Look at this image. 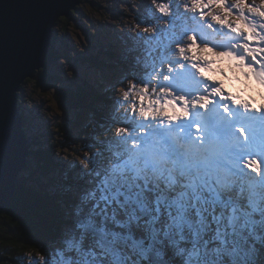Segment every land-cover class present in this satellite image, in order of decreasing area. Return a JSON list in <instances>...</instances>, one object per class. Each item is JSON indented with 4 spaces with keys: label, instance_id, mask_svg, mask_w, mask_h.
I'll return each mask as SVG.
<instances>
[{
    "label": "clouds",
    "instance_id": "9594fccd",
    "mask_svg": "<svg viewBox=\"0 0 264 264\" xmlns=\"http://www.w3.org/2000/svg\"><path fill=\"white\" fill-rule=\"evenodd\" d=\"M170 2H163L164 15L169 14ZM149 3L160 13L156 0ZM173 7L195 33L187 32L179 43L172 45L168 55L179 61L175 68L186 69L201 81L200 91L190 100L173 94L170 89L159 86L168 79L166 74L159 75V70L151 78V88L132 79L119 82L118 75L108 82L107 98L109 102L120 103H110L108 115L114 112L116 116L150 121L152 127H166L186 112L189 103L193 107L216 104L257 113L264 110V0H175ZM157 26L165 28L168 21L160 19L147 26L133 24L131 30L152 35ZM197 35L201 39L197 40ZM163 68L166 73L172 70V65L165 63ZM53 109L56 110L55 103ZM109 123L110 119L90 133L94 138L83 146L73 143L69 150L57 144L52 159L67 183L58 185L60 197L51 209V238L47 245L30 243L33 246L20 256L19 264H68L60 253L71 238L80 235L85 237L87 245L100 252L103 234L84 232L81 223L89 212L104 213L103 205L111 208L108 196L117 187L126 192H151L159 201L154 209L156 216H169L159 239L154 240L146 226H135L138 238L162 252H171L160 264H182L171 239L178 222L171 217L169 209L190 213L196 208L199 214V208L206 203L205 197L217 191L236 204L240 217L239 223L235 217L230 220L228 264H264V174L254 158L243 164L247 174H234L226 169V161L211 144L185 150L131 138L126 146H115L101 157L98 154L104 146L102 142L109 136L114 139L131 136L130 130L118 123H111L110 129L105 130ZM145 133L144 128L136 130L137 136ZM103 221L101 216L100 222ZM124 255L128 264H154L152 260L137 257L131 246ZM78 259L74 257L72 264H77ZM93 259L95 264L112 261L106 249ZM194 259H199L200 264H214L210 250Z\"/></svg>",
    "mask_w": 264,
    "mask_h": 264
},
{
    "label": "snow or ice",
    "instance_id": "6c2138e0",
    "mask_svg": "<svg viewBox=\"0 0 264 264\" xmlns=\"http://www.w3.org/2000/svg\"><path fill=\"white\" fill-rule=\"evenodd\" d=\"M123 2L127 3V0ZM156 2L160 5V15L156 16L152 13L151 20H138L136 24L152 25L154 21L166 19L168 26L165 28L157 26L152 35L136 32L129 37L132 43L125 50L127 67L119 82L123 79H132L136 84L141 86L148 84L151 88V78L159 70V75L168 76V79L162 81L159 86L166 87L173 94L190 100L200 91L201 81L195 79L186 69L175 68L179 61L172 60L168 53L172 51L174 43H179L189 31L195 33V29L179 16L178 11L173 7L175 0H171L167 5L170 10L168 15L163 14L164 3L158 0ZM60 19L63 20L64 16ZM54 23L59 26L58 21ZM196 39L199 40L201 37L197 35ZM165 63L172 65V70L166 73L163 68ZM38 87L46 90L48 85L38 81ZM109 103L115 105L120 101ZM111 123H118L128 128L131 136L119 139L109 136L102 142L104 146L98 154L101 157L105 151L115 146H126L129 138L139 139L141 142L152 141L173 147L179 146L185 150H196L211 144L226 161V169L232 173L247 174L243 164L251 162L254 158L264 174V110L257 113L231 106L222 108L216 104H208L204 107L196 104L193 107L189 103L186 112L177 117L175 122H169L166 127H152L150 121H136L126 115L113 114L105 130L110 129ZM140 128L146 129V133L137 136L136 130ZM108 199L112 201V207L103 205L104 213L89 212L84 217L81 228L84 232L103 234L104 239L101 243L103 249H106L107 254L112 257L111 264H128V258L124 253L128 251L129 246L141 260L147 258L154 264L167 260L171 252H162L147 240L138 238L135 227L146 226L155 240L159 239L163 225L168 224L167 214L156 216L154 209L159 201L152 193L126 192L122 187H117L112 189ZM205 200L204 206L199 208V214L196 208L190 213H183L180 209L172 212L171 208L169 209L171 217L178 222V228H173L171 239L176 255L182 258V264H200L199 259L194 257H199L209 250L214 264H228L230 220L235 217L236 223L240 222L236 204L219 191L207 195ZM101 216H104L103 223L100 222ZM103 249L98 252L97 248L87 245L85 237L80 235L71 238L60 255L68 264H72L74 257H80L77 264H95L93 258L103 254Z\"/></svg>",
    "mask_w": 264,
    "mask_h": 264
},
{
    "label": "trees",
    "instance_id": "16d2710c",
    "mask_svg": "<svg viewBox=\"0 0 264 264\" xmlns=\"http://www.w3.org/2000/svg\"><path fill=\"white\" fill-rule=\"evenodd\" d=\"M85 0H81L80 4ZM71 11L69 17L58 19L59 26L54 27V37L46 55L45 66L36 71L32 79H26L18 93V104L23 117V127L27 136L29 155L27 166L17 178L14 194L10 197L8 206L0 211V264H19V258L32 247L30 243L36 242L47 245L51 238L49 217L55 200L60 197L58 185L67 183L60 167L54 162L55 147L61 146V141L56 138H47L46 133L30 134L27 132L29 120L25 116L23 87L28 82L38 81L53 88L52 96L58 106L67 110H76L79 117L70 123L72 126L79 124L84 118L87 123L83 125L78 134L80 138L90 142V133L104 125L108 118L107 105L104 106V96L97 85L86 76L68 79L70 72L66 68L92 67L102 72L104 69H113L116 66H127L125 49L113 48L109 42H103L96 38L94 31L89 28L87 22L81 19V6ZM79 14V19L76 15ZM71 21L79 22L86 30L92 45L89 50L77 51L70 48L65 34L61 33L58 44H55L56 28L63 32L68 29ZM58 38V37H57ZM72 70V71H73ZM103 102V103H101ZM107 106V107H106ZM59 130L65 135L70 133V127L59 124ZM88 126L92 129L88 131ZM82 134V135H80ZM66 138H72L69 135ZM55 142V143H54Z\"/></svg>",
    "mask_w": 264,
    "mask_h": 264
},
{
    "label": "water",
    "instance_id": "95a60500",
    "mask_svg": "<svg viewBox=\"0 0 264 264\" xmlns=\"http://www.w3.org/2000/svg\"><path fill=\"white\" fill-rule=\"evenodd\" d=\"M81 0H0V211L27 166L29 146L18 104L26 79L45 66L55 21Z\"/></svg>",
    "mask_w": 264,
    "mask_h": 264
},
{
    "label": "rangeland",
    "instance_id": "374dc122",
    "mask_svg": "<svg viewBox=\"0 0 264 264\" xmlns=\"http://www.w3.org/2000/svg\"><path fill=\"white\" fill-rule=\"evenodd\" d=\"M158 2H166V0H158ZM81 6V19L87 22L89 28H91L96 38H100L103 42H109L112 44L113 48H119L121 50H126L132 43L129 39L130 36L135 35L132 26L136 24L137 21H145L152 19V13L159 16L160 13L156 12L155 8L149 3V0H127L124 3L123 0H85ZM76 19H79V14H77ZM157 21H154V24ZM141 25L147 26L146 23H141ZM162 28L161 26H158ZM56 39L55 44H58L61 33L65 34L67 44L73 50L76 49L78 52L89 50L91 48L92 40L90 43L89 35L86 30L80 26L79 22H70L68 29L63 32L60 28H56ZM147 35V34H143ZM58 37V38H57ZM91 39V37H90ZM68 72H70L69 80L75 81L76 78L81 76H86L91 79L101 91L104 96V100L110 105L107 98L108 95V82L116 77L121 76L127 66H116L113 69H104L99 71L92 67L77 68L78 70H73V68L66 65ZM73 70V71H72ZM53 88L48 86L47 89H42L38 87L35 82H28L23 87V96L26 99L24 105L25 116L29 120L30 124L27 128V132L30 134H43L46 133L47 138H58L57 141H61V148L71 149L73 143H83L86 142L85 139L80 138L78 130L87 123V120L81 118L79 124L72 126L70 120L75 119L76 116L79 117V113L76 110H67L60 107L55 102L52 96ZM53 103H55V109H53ZM103 103V102H101ZM116 115L112 113V115ZM111 119V116L108 120ZM59 124L70 127V133L65 135L59 130ZM88 131L92 129L88 126ZM69 135L72 138H66ZM82 135V134H80ZM73 141V143H69ZM66 145V146H62ZM57 147V146H56ZM55 147V148H56ZM55 155V152H54Z\"/></svg>",
    "mask_w": 264,
    "mask_h": 264
}]
</instances>
